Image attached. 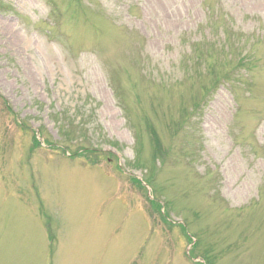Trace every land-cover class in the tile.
Returning a JSON list of instances; mask_svg holds the SVG:
<instances>
[{
	"label": "rangeland",
	"instance_id": "obj_1",
	"mask_svg": "<svg viewBox=\"0 0 264 264\" xmlns=\"http://www.w3.org/2000/svg\"><path fill=\"white\" fill-rule=\"evenodd\" d=\"M0 264H264V0H0Z\"/></svg>",
	"mask_w": 264,
	"mask_h": 264
},
{
	"label": "trees",
	"instance_id": "obj_2",
	"mask_svg": "<svg viewBox=\"0 0 264 264\" xmlns=\"http://www.w3.org/2000/svg\"><path fill=\"white\" fill-rule=\"evenodd\" d=\"M230 52H231V51H230ZM233 56H234V54H233V52H231V53L229 54V62H232V61H233ZM252 66H253V58H249V57H240V58L238 59L237 63H236L232 68H230L228 71L224 72V74H223L222 77H221V80L223 79V80H227V81L230 82V81H232V79H231V77H230V74H231V73H233V74L236 76L237 73L240 72L241 67H242L243 70L251 71ZM221 80H219L218 77L215 78L214 81H213L214 84H213V85L211 84V86H210V88H208L207 92H211V91H213L214 89H216V87L219 85V81L221 82ZM150 131L155 132V128H154V127H151V128H150ZM71 132H72V131H71ZM71 132L66 133V135H67V136H70ZM152 142H153V146H154V150H155V152H154V156H156V155H157V152H159L160 150H162V145H161V141H160L159 136H157V135L152 136ZM38 145H41V142H40V140L37 138V136L34 134V136H33V146H32V148H34V147H36V146H38ZM52 145H53V144H52ZM52 145L49 144V146H51V147H52ZM113 146L116 147L115 145H112V147H113ZM78 151H80L81 153H77V154H84L85 151H87V149L84 148V147H82V148H81L80 150H78ZM134 181H135V182H139V185L142 186V188L144 187V186L141 184V182H140L139 179H134ZM147 181H148V184H149L150 186H152L153 189H155L156 192H157V189L153 186V182H152L151 179H149V177L147 178ZM149 201H151V202L153 203V205L156 207L157 211H158L159 214H160V212L162 211V210H161V209H162V205L159 203V201L157 200V198L155 197V198H153V199H149ZM164 208H165V207H164ZM165 215H167V213H166L165 211H164V213L161 212V214H160V216H161L162 218H166ZM163 220H165V219H163ZM165 221H167V220H165ZM50 236H51V235H50ZM189 238H190V239H189V242L192 243L193 240L191 239L190 236H189ZM198 243H199V240L197 239V240L195 241V243H194L193 246H194V247H197V246H198Z\"/></svg>",
	"mask_w": 264,
	"mask_h": 264
}]
</instances>
